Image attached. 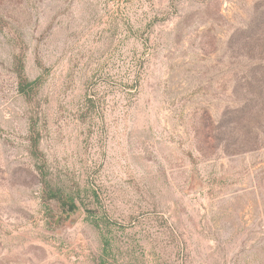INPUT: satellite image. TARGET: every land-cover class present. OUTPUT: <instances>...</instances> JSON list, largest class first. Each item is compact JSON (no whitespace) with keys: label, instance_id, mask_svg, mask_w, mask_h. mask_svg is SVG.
<instances>
[{"label":"rangeland","instance_id":"rangeland-1","mask_svg":"<svg viewBox=\"0 0 264 264\" xmlns=\"http://www.w3.org/2000/svg\"><path fill=\"white\" fill-rule=\"evenodd\" d=\"M0 264H264V0H0Z\"/></svg>","mask_w":264,"mask_h":264}]
</instances>
